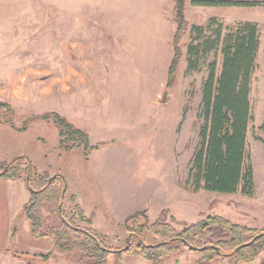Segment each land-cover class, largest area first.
<instances>
[{
	"label": "rangeland",
	"instance_id": "374dc122",
	"mask_svg": "<svg viewBox=\"0 0 264 264\" xmlns=\"http://www.w3.org/2000/svg\"><path fill=\"white\" fill-rule=\"evenodd\" d=\"M173 7L172 0H0V80L1 76L18 82L24 79L23 92L27 93V99L20 101L21 111L10 104L15 112L13 124L20 128L27 117L53 111L76 127L90 125L96 132L124 130L125 139L139 143L125 152L141 158V171L133 160L119 165L126 174L129 199L140 190L136 176H144L146 171L164 172L163 180L171 177L174 183L176 175L180 189L195 191L191 168L204 124L203 84L213 63L217 74L221 73L224 39L237 24L209 22L200 33L194 29L188 32L187 23L183 58L168 86L176 28ZM260 39L247 138V165L256 176L255 194H244L240 187L222 197L233 208L231 221L264 230V35ZM0 114L7 112L0 109ZM36 129L31 128L32 134ZM23 164L28 165L26 161ZM172 182L168 193L175 196L178 193ZM145 221L141 214L132 217L127 227L137 231ZM77 224L86 226L80 220ZM102 232L111 249H122L129 240L138 243L122 224L112 229L113 233ZM50 243L44 241L39 251L50 254V260H34V264H87L80 252H67ZM27 249L38 252L36 246ZM182 251L192 252L182 246L170 255ZM174 257L166 264L181 256ZM230 258L223 255L213 264H230ZM132 259L120 253L111 256L108 264H130Z\"/></svg>",
	"mask_w": 264,
	"mask_h": 264
},
{
	"label": "trees",
	"instance_id": "16d2710c",
	"mask_svg": "<svg viewBox=\"0 0 264 264\" xmlns=\"http://www.w3.org/2000/svg\"><path fill=\"white\" fill-rule=\"evenodd\" d=\"M186 1L172 0L176 28L168 86L172 84L183 58L181 45L187 26ZM195 3L205 6L264 4L257 1L225 0H195ZM210 23L218 21L212 19ZM193 29L200 33L204 30L201 26ZM259 47L258 24L240 22L230 27L225 36L221 73L217 74L216 63L211 65L209 76L203 84L201 117L204 124L200 131L201 143L192 160L191 176L195 191L204 189L233 194L242 187L244 194H255L254 169L247 165V138L252 120L251 82ZM0 109L7 112L0 114V121L8 122L9 117L14 118L15 112L7 102L0 100ZM39 119L59 129V147L62 150L83 148L86 158H89L94 150L101 147V144L92 145L85 130L76 127L58 112L31 115L24 119L20 128H16L27 130L31 123ZM22 159L17 157L9 162H0V177L15 181L27 180L31 196L22 212L30 219L34 236L53 238L61 250L80 252L82 260L87 264H106L109 254L115 250L108 247L102 236L92 229L93 219L86 217L79 205H75L71 214L65 210L63 203L68 187L64 176L48 171L40 173L31 164L23 166ZM141 214L146 216V211L135 213L126 220L129 234L138 243L129 240L126 247L116 252L139 255L152 264H164L167 256L183 246L189 251L201 252V258L194 264H213L223 255L231 257L230 264H239L255 261L264 251V230L235 223L220 215H208L199 222L177 230L168 221V211L164 210L153 222L146 218L137 231L127 227L132 217ZM78 220L86 226L77 224ZM145 231L159 237L160 241L146 244L141 240ZM254 238V243L248 244ZM15 256L25 259L27 264H34L37 258L44 261L51 258L50 254L39 257L15 253Z\"/></svg>",
	"mask_w": 264,
	"mask_h": 264
},
{
	"label": "crops",
	"instance_id": "0c3cea01",
	"mask_svg": "<svg viewBox=\"0 0 264 264\" xmlns=\"http://www.w3.org/2000/svg\"><path fill=\"white\" fill-rule=\"evenodd\" d=\"M225 1L264 2V0ZM237 12L243 13L245 16L238 18ZM185 17L188 23V32L194 26L202 27L210 20L216 19L225 26L236 25L240 22H253L259 26L260 37L264 35V4L259 6H205L196 4L195 0H187ZM260 48L261 39L259 50ZM24 86V79L18 82L12 78L1 76L0 99L11 104L18 112L21 111L20 101L27 99V93L23 92ZM33 126L37 127V132L34 134L31 132ZM78 126L89 134L92 145L102 143L101 147L94 150L89 158H86L83 148L62 150L59 147V129L52 123L39 119L34 121L27 130L21 131L11 121H0V162H9L17 157H23L22 165L26 161L27 164L35 167L36 160L40 164V168L37 165L35 167L38 172L48 171L51 174L63 175L68 187L63 203L65 210L71 214L75 205H79L84 215L93 219L91 227L100 235H104L103 229L106 235L113 233L112 229L119 224L126 228V220L130 216L144 211H146V218L153 222L161 215L162 211L167 210L168 221L176 228L177 224L181 225L180 230L212 214L227 219L233 218V208L222 197L231 194L210 192L204 189L193 192L180 189L176 175V183H174L171 177H165L163 180L164 172L149 173L146 171L143 173L144 176L140 172L141 174L136 176L141 181L136 184L140 190L134 199H129L126 174L122 173L119 165L124 161L133 160L139 165V171H141L140 156L131 154V151L126 153L124 150L125 148L139 147V143L135 139H125L124 130L121 133L107 130L96 132L90 125ZM120 149L124 151H120ZM167 180L169 183L166 182ZM255 180L256 176H254L256 184ZM171 182L173 191H177L178 195L173 196L171 192L168 193ZM30 196L31 190L27 181H15L0 177V264H27L25 259L16 257L15 253L38 256L43 255L40 253V245L44 241L55 245L53 238H36L34 236L32 223L22 212ZM254 215L255 218L258 217L256 214ZM143 235L146 236L147 244L159 240L149 232H145ZM38 242L40 245L37 246ZM34 246L38 248V252L32 253L30 249H27V247L34 248ZM118 247L109 254L106 264L111 256L115 257L120 254L116 252ZM181 253L167 256L165 264L169 257L175 255L181 257L175 256L173 264H194L201 258L200 251H182ZM123 254L132 256L130 264H152L139 255L127 252ZM36 260L43 261L40 258ZM239 264H264V251L255 261L240 262Z\"/></svg>",
	"mask_w": 264,
	"mask_h": 264
},
{
	"label": "water",
	"instance_id": "95a60500",
	"mask_svg": "<svg viewBox=\"0 0 264 264\" xmlns=\"http://www.w3.org/2000/svg\"><path fill=\"white\" fill-rule=\"evenodd\" d=\"M9 120L12 121V120H13V117H10ZM256 238H257V237H256ZM256 238H254V239H253L250 243H248V244H252V243H254V241L256 240Z\"/></svg>",
	"mask_w": 264,
	"mask_h": 264
}]
</instances>
